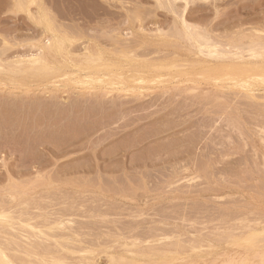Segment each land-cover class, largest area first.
<instances>
[{"label": "rangeland", "instance_id": "1", "mask_svg": "<svg viewBox=\"0 0 264 264\" xmlns=\"http://www.w3.org/2000/svg\"><path fill=\"white\" fill-rule=\"evenodd\" d=\"M43 1L52 31L38 4L0 0V249L17 264H264V0ZM238 62L252 88L209 80ZM89 74L106 84L75 81Z\"/></svg>", "mask_w": 264, "mask_h": 264}, {"label": "bare ground", "instance_id": "2", "mask_svg": "<svg viewBox=\"0 0 264 264\" xmlns=\"http://www.w3.org/2000/svg\"><path fill=\"white\" fill-rule=\"evenodd\" d=\"M56 1H58V0H56ZM64 1V0H63ZM62 1V2H63ZM70 1V0H69ZM195 0H157V2H158V4H159V6L161 7L162 5H164V4H168V5H171V6H174V5H176V4H178V3H184L185 5H184V8H185V10L188 8V6L191 4V3H193ZM31 2L32 3H35V4H38L39 5V14L41 15V17L43 18L42 19V21H44L45 23H46V26H45V28H46V30L47 31H52L53 29H54V27L52 28V25H51V23H50V21H49V19H48V16H49V14H50V12H49V10L46 8V5L44 4V1L43 0H31ZM55 2V1H54ZM59 2V1H58ZM77 2V1H76ZM69 4H70V2H69ZM66 6V5H65ZM75 6V5H74ZM55 7V6H54ZM53 7V8H54ZM67 7V6H66ZM100 7V6H99ZM24 8V7H23ZM57 8V7H56ZM61 8V7H60ZM73 8V7H72ZM12 9H13V13L16 15V17H20L16 12L17 11H22V9L21 10H19L16 6L14 7H12ZM58 10H59V7L57 8ZM66 9V8H65ZM91 9V8H90ZM98 10V9H97ZM104 10V9H103ZM26 11H27V13L28 14H30V10L27 8L26 9ZM75 11H76V9H75ZM92 12L94 11V8H93V10H91ZM99 11V10H98ZM106 11V10H105ZM57 12V11H56ZM109 10L106 12L107 14H109ZM60 13H61V11H60ZM102 13V12H101ZM111 13V12H110ZM63 14V13H62ZM100 14V13H99ZM103 14V13H102ZM138 14V13H137ZM180 14V13H179ZM39 15V16H40ZM38 16V17H39ZM60 16V15H59ZM33 17V16H32ZM51 17V16H50ZM34 18H36V17H34ZM40 20V19H39ZM35 22V21H34ZM182 22V21H181ZM37 23V22H36ZM53 24V23H52ZM36 25V24H35ZM44 25V24H43ZM182 25H184V24H182ZM188 25V24H187ZM67 27V26H66ZM189 27V25L187 26V29H189L188 28ZM43 28V27H42ZM187 29H184L183 28V32H185V30H187ZM36 30V29H35ZM43 30V29H42ZM192 30V29H191ZM190 30V31H191ZM44 31V30H43ZM189 31V35H190V37H192V38H194V39H196L198 42H202L200 45H198V46H200L201 48L202 47H211L212 48V46H209L208 45V43L210 44V41H209V39L206 37V36H204V35H201L200 33H195V31L194 32H190ZM193 31V30H192ZM46 33V32H45ZM187 34H188V32H187ZM51 35V34H50ZM54 35V34H53ZM56 35V34H55ZM52 36V35H51ZM48 37H50V36H48ZM58 37V36H57ZM65 37V36H64ZM187 37V36H186ZM51 38V37H50ZM54 39H53V41L51 42V44L49 45V49H50V51H51V49H61L62 47H63V44H64V40L63 39H57L56 37H53ZM183 38V37H182ZM188 39V38H187ZM191 39V38H190ZM193 39V40H194ZM190 41V40H189ZM194 42V41H193ZM196 42V41H195ZM256 42V41H255ZM199 44V43H198ZM48 46V45H47ZM190 46V45H189ZM191 46H193V44L191 45ZM258 46V45H257ZM40 47V46H39ZM46 47V46H45ZM44 47V48H45ZM195 47V46H194ZM259 47V46H258ZM46 48H48V47H46ZM45 48V49H46ZM200 48V49H201ZM42 49V48H41ZM69 49V48H68ZM199 49V48H198ZM199 49V50H200ZM253 49H254V47H253ZM256 50H259V49H256ZM6 51V50H5ZM67 51V50H66ZM201 51V50H200ZM254 51V50H253ZM262 51V50H261ZM255 52V51H254ZM258 52V51H257ZM53 53V52H52ZM58 53V52H57ZM212 54H214L213 52H211ZM40 54H42V53H40ZM47 54H48V52H47ZM56 54V53H55ZM216 54V53H215ZM46 55V54H45ZM59 55V54H58ZM34 56H36V55H34ZM42 56V55H41ZM47 56V55H46ZM55 56H57V55H55ZM84 56V55H83ZM66 57V56H65ZM64 57V58H65ZM87 57V56H86ZM50 59V58H49ZM89 59V58H88ZM234 59V58H233ZM240 59H241V57H240ZM258 59V58H257ZM57 60V59H56ZM58 60H59V58H58ZM62 60V59H61ZM82 60V59H81ZM30 62V64H32L33 66H32V68L33 69H40V68H36V67H38V66H36V65H41V64H43V59H41L39 56L38 57H36V58H33L32 60H29ZM68 61V60H67ZM100 61V60H99ZM16 62V61H15ZM51 62V61H50ZM229 62V61H228ZM22 63V62H21ZM29 63H27V64H29ZM87 63V62H86ZM118 63V62H117ZM238 63H240V62H238ZM19 64V63H18ZM226 64V63H225ZM236 64V63H235ZM241 64H242V66H244L245 65V63L243 64V63H240V66H241ZM199 65H201V63L199 64ZM238 66H239V64H237ZM247 65H249V62H248V64ZM252 65V64H251ZM255 65H257V64H254L253 66L255 67ZM42 66V65H41ZM51 66V65H50ZM130 66V65H129ZM223 66V65H222ZM241 66V68L243 69V67ZM259 66H262V64H259L258 66H256V68H254L253 67V71H254V73L256 74V72H259V75H261L263 72H264V68L263 67H259ZM54 67V66H53ZM109 67V66H108ZM214 67V66H213ZM230 67V66H229ZM251 66L249 65V68H250ZM259 67V71L257 70V68ZM16 68V67H15ZM17 68H19V67H17ZM21 68H23V66L21 67ZM25 68V67H24ZM31 68V69H32ZM77 68H79V67H77ZM85 68V67H84ZM98 68H99V66H97V70L96 71H100V70H98ZM100 68H102V67H100ZM124 68V67H123ZM128 68V67H127ZM157 68V67H156ZM167 68V67H166ZM222 68H225V70H226V68H227V66L225 65V66H223ZM43 69V68H42ZM66 69V68H65ZM81 69H83V68H81ZM96 69V68H95ZM145 69V68H144ZM159 69V68H158ZM157 69V70H158ZM205 69V68H204ZM209 69V68H208ZM244 69H247V67L245 66V68ZM242 70V72L239 70V67H238V70L240 71V75H238V74H232V73H229L230 72V68L228 69V71L229 72H227V73H223V71H224V69H223V71H221V70H219V72L221 71V73H219L218 75V78H217V76L216 75H214L215 76V78H212V77H214L213 75H212V77H209V80H211V79H214L215 81H220L221 80V82L223 81V79L226 81V79L225 78H227V79H229V80H232L233 82H234V85L236 86V88H242L243 90L244 89H247L248 87H249V89H250V87L252 88V84H255V82H252V84H251V82H250V80H252V76H249V75H246V76H244V77H241V76H243L244 74H245V72H246V70ZM93 70H94V68H93ZM108 70V69H107ZM106 70V71H107ZM110 70V69H109ZM115 70V69H114ZM119 70H120V68H119ZM135 70V69H134ZM160 70V69H159ZM217 70V69H216ZM215 70V71H216ZM247 70H249V69H247ZM252 70H251V72H252ZM261 70H263V72L262 73H260V71ZM2 70H1V65H0V72H1ZM30 71V70H29ZM79 71H80V69H79ZM88 71V70H87ZM86 71V72H87ZM90 71V70H89ZM104 71V70H103ZM166 71V70H165ZM236 71H237V69H236ZM239 71H237L238 73H239ZM36 72V71H35ZM91 72H92V69H91ZM115 72V71H114ZM130 72V71H129ZM132 72V71H131ZM152 72H154L155 73V71H151V73ZM164 72V71H163ZM163 72H162V74H163ZM210 72H212V71H210ZM233 72H235V71H233ZM94 73V72H93ZM112 73H113V71H112ZM118 73V72H117ZM138 73V72H137ZM160 73V72H159ZM171 73H173V72H171ZM177 73H179V72H177ZM215 73V72H214ZM236 73V72H235ZM241 73H242V75H241ZM253 73V72H252ZM42 74V73H41ZM60 74V73H59ZM101 74V73H100ZM125 74V73H124ZM129 74V73H128ZM170 74V73H169ZM198 74V73H197ZM200 74V73H199ZM204 74H205V71H204ZM207 74V73H206ZM247 74H249V72H247ZM253 75L254 77H256V76H259L258 75V73H257V75ZM30 75V74H29ZM64 75V74H63ZM92 74H89V75H87L86 77L85 76H82L83 77V79H82V77L81 78H78L77 77V79L75 80L77 83H79V85L81 84V85H84V86H88L89 85V87H92L91 85H92V82L93 81H96V82H99V83H104V81L101 79V78H96V79H94V78H91L90 76H91ZM96 75V74H95ZM109 75H111V74H109ZM108 75V76H109ZM139 75V74H138ZM137 75V76H138ZM159 75H161V74H159ZM165 75V74H164ZM171 75H173V74H171ZM179 75V74H178ZM177 75V76H178ZM201 75H203V74H201ZM201 75H198V76H201ZM208 75H209V73H208ZM251 75V74H250ZM263 76H264V73L262 74ZM262 75L260 76L261 78H262ZM69 76V75H68ZM67 76V80H68V78L69 77H71V76H69L68 77ZM115 76H117V74H115ZM139 76H141V75H139ZM138 76V77H139ZM163 76V75H162ZM64 77V76H63ZM61 78V80L62 79H65V77L64 78ZM161 77V76H160ZM160 77H158V78H160ZM173 77V76H172ZM202 77V76H201ZM204 77H205V75H204ZM7 78V77H6ZM10 79H11V77H9ZM27 78V77H26ZM74 78V77H73ZM106 78H107V76H106ZM105 77H104V79H106ZM111 78V77H110ZM153 78H155V77H153ZM153 78H150V81H151V79H153ZM157 78V77H156ZM163 78H165V76L163 77ZM264 78V77H263ZM85 79V80H84ZM117 79V78H116ZM119 79H121V78H119ZM149 79V78H148ZM166 79V78H165ZM164 79V80H165ZM168 79V78H167ZM258 79V78H257ZM53 81H55V79H52ZM56 80H58V79H56ZM108 80H109V78H108ZM155 82H156V79H153ZM152 80V81H153ZM207 80V79H206ZM208 80V81H209ZM262 80V79H261ZM52 81V82H53ZM64 81V80H63ZM136 81H138L140 84H145V83H149L150 81H148V80H146V79H144L143 77L142 78H140V79H137V80H135V82ZM162 81V80H161ZM159 82V81H157L159 84H161L162 82ZM254 81V80H253ZM256 81V80H255ZM257 81H259V79L257 80ZM256 81V82H257ZM119 82V81H118ZM133 82H134V80H133ZM224 82V81H223ZM231 82V81H230ZM11 83L13 84V82L11 81ZM20 82H18V84H19ZM47 83V82H46ZM64 83V82H63ZM67 83V82H66ZM109 83V82H108ZM164 83V82H163ZM232 83V82H231ZM230 83V86L232 85ZM17 84V83H16ZM16 84H14L15 86H18V85H16ZM36 84V83H35ZM53 84V83H52ZM60 84V83H59ZM106 83H104V85H105ZM111 84L112 85H114L115 84V82H111ZM136 84V83H135ZM153 84H156V83H153ZM257 84V86H260L262 83H256ZM258 84H260V85H258ZM9 84H7L4 80H1L0 79V86H2L3 88H5L6 86H8ZM65 85V84H64ZM102 85V84H101ZM100 85V86H101ZM148 85V84H147ZM152 85V84H151ZM151 85H149V86H151ZM158 85V84H157ZM144 86V85H143ZM228 86V85H227ZM233 86V85H232ZM27 87V86H26ZM32 87H35V86H32ZM108 87V86H107ZM126 87H128V86H126ZM234 87V86H233ZM20 88H21V86H20ZM66 88V87H65ZM85 88V87H84ZM24 89V88H23ZM51 89V88H50ZM125 89V88H124ZM129 89V88H128ZM128 89L126 88V92H128ZM132 89V88H131ZM130 90V89H129ZM248 90V89H247ZM122 91H124V90H122ZM131 91V90H130ZM136 91V90H135ZM132 92H133V90H132ZM142 92V91H141ZM140 92V93H141ZM143 92H145V89H144V91ZM6 104V103H5ZM1 107H3V106H1ZM1 131V130H0ZM16 187V186H15ZM16 192V191H15ZM7 197V196H6ZM15 199V198H14ZM7 216L8 215H6L5 213H3V212H0V221L2 220V219H7ZM9 219V218H8ZM66 222V221H65ZM25 227H28L29 229H32L33 230V228H32V225L31 224H26L25 225ZM164 233V232H163ZM167 233V232H166ZM40 234H41V232H40ZM147 234V233H146ZM42 235V234H41ZM1 245V244H0ZM130 245V244H129ZM176 248H177V246H176ZM208 248H210V246H208ZM193 249V248H192ZM49 250V249H48ZM211 250V249H210ZM5 251L6 250H2V249H0V264H15L8 256H7V254L5 253ZM123 251V250H122ZM127 251V250H126ZM169 251V250H168ZM171 251V250H170ZM169 251V252H170ZM180 251V250H179ZM233 251V250H232ZM245 251V250H244ZM128 252V251H127ZM131 252V251H130ZM133 252H135V251H133ZM139 252V251H138ZM144 252V251H143ZM167 252V250L165 251V253ZM172 252V251H171ZM176 252V251H175ZM190 252V251H189ZM189 252H187V253H189ZM197 252V251H196ZM196 252H195V254H196ZM203 252H205V251H203ZM242 252V251H241ZM132 253V252H131ZM142 253V252H141ZM198 253V252H197ZM208 253V252H207ZM233 253V252H232ZM235 253V252H234ZM246 253V252H245ZM139 254V253H138ZM148 254H150V253H147V255ZM155 254V253H154ZM160 254V253H159ZM170 254H172V253H170ZM252 254V253H251ZM250 254V255H251ZM26 255H28V252H26ZM32 255V254H31ZM47 255V254H46ZM50 255V254H49ZM112 255V254H111ZM141 255H144V254H141ZM140 255V256H141ZM156 255H157V253H156ZM169 255V254H168ZM176 255H178V253L176 254ZM175 255V256H176ZM181 255V254H180ZM236 255V254H235ZM238 255H239V253H238ZM260 255V254H259ZM261 255H262V253H261ZM30 256V255H29ZM33 256H36L37 257V255H34V253H33ZM114 256V255H113ZM112 256V257H113ZM139 256V255H138ZM152 256H154V255H152ZM170 256V255H169ZM174 256V255H173ZM206 256V255H205ZM228 256H229V254H228ZM247 256V255H246ZM11 257H13V256H11ZM40 257H42V256H40ZM44 257V256H43ZM51 257V256H50ZM50 257H47V259L49 258L50 259ZM54 257V256H53ZM53 257L51 258L52 259V261H53ZM148 257V256H147ZM182 257V256H181ZM230 257V256H229ZM240 257V256H239ZM238 257V258H239ZM264 257V256H263ZM14 258V257H13ZM45 258V257H44ZM59 258V257H58ZM58 258H55V259H58ZM126 258V257H125ZM124 258V259H125ZM129 258V257H128ZM157 258V257H156ZM237 258V257H236ZM241 258V257H240ZM252 258V257H251ZM37 259V258H36ZM116 259V258H115ZM115 259H113V260H115ZM122 259H123V257H122ZM143 259V258H142ZM182 259V258H181ZM180 259V260H181ZM191 259V258H190ZM201 259V258H200ZM210 259V258H209ZM225 259V258H224ZM224 259H223V262H225L224 261ZM242 259V258H241ZM38 260V259H37ZM41 260V259H40ZM39 260V261H40ZM120 260V259H119ZM179 260V261H180ZM185 260H187L186 258H185ZM189 260V259H188ZM187 260V261H188ZM202 260V259H201ZM235 260V259H234ZM233 260V261H234ZM249 260V259H248ZM252 260V259H251ZM55 261H56V263H55ZM63 261V260H62ZM62 261H60V262H58V260H54V262H53V264H65L64 262H62ZM65 261V260H64ZM116 261V260H115ZM124 260H122V262H123ZM126 261V260H125ZM128 261V260H127ZM136 261V260H135ZM140 261V260H139ZM178 261V260H177ZM182 261V260H181ZM228 262H229V259L227 260ZM232 261V260H231ZM239 261V260H238ZM237 261V262H238ZM244 261V260H243ZM259 261V260H258ZM260 261H261V259H260ZM19 262V261H18ZM41 262V261H40ZM43 262H45V261H43ZM112 262V261H111ZM118 262H120V261H118ZM117 262V263H118ZM149 262V261H148ZM154 262V261H153ZM227 262V263H228ZM239 262H242V261H239ZM246 262H247V260H246ZM252 262V261H251ZM256 262V261H255ZM262 262V261H261ZM46 263V262H45ZM48 263V262H47ZM46 263V264H47ZM50 263V262H49ZM114 263V262H113ZM124 263V262H123ZM127 263V262H126ZM132 263H134V261L132 262ZM131 263V264H132ZM135 263H137V262H135ZM145 263V262H144ZM150 263V262H149ZM148 263V264H149ZM154 263H158V262H154ZM153 263V264H154ZM164 263V262H163ZM168 264H169V262H167ZM187 263V262H186ZM189 263H190V261H189ZM188 263V264H189ZM220 263V262H219ZM229 263H231V262H229ZM17 264V263H16ZM52 264V263H51ZM115 264V263H114ZM121 264V263H120ZM129 264V263H128ZM138 264V263H137ZM142 264V263H141ZM152 264V263H151ZM173 264V263H172ZM181 264H183V263H181ZM195 264V263H194ZM225 264V263H224ZM240 264V263H239ZM242 264V263H241ZM244 264V263H243ZM249 264H250V262H249ZM259 264V263H258ZM262 264V263H261Z\"/></svg>", "mask_w": 264, "mask_h": 264}]
</instances>
